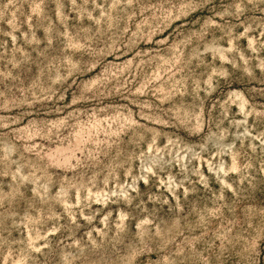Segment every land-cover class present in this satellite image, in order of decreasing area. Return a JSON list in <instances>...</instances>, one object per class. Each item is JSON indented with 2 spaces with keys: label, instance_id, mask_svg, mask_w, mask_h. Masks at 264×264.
<instances>
[{
  "label": "rangeland",
  "instance_id": "1",
  "mask_svg": "<svg viewBox=\"0 0 264 264\" xmlns=\"http://www.w3.org/2000/svg\"><path fill=\"white\" fill-rule=\"evenodd\" d=\"M0 264H264V0H0Z\"/></svg>",
  "mask_w": 264,
  "mask_h": 264
}]
</instances>
